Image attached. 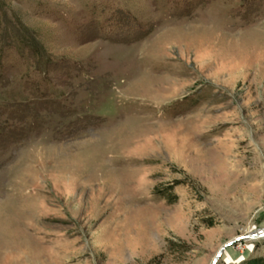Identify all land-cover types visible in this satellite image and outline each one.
<instances>
[{
	"label": "rangeland",
	"instance_id": "obj_1",
	"mask_svg": "<svg viewBox=\"0 0 264 264\" xmlns=\"http://www.w3.org/2000/svg\"><path fill=\"white\" fill-rule=\"evenodd\" d=\"M262 227L264 0H0V264H210Z\"/></svg>",
	"mask_w": 264,
	"mask_h": 264
},
{
	"label": "water",
	"instance_id": "obj_2",
	"mask_svg": "<svg viewBox=\"0 0 264 264\" xmlns=\"http://www.w3.org/2000/svg\"><path fill=\"white\" fill-rule=\"evenodd\" d=\"M258 237H264V227L256 229L255 231L250 232L248 234L236 236V237L230 239L229 241H227L226 243L222 244L218 248V250L216 251V253L212 257L210 264H215V262L221 256L224 248H226L227 246L231 245L235 241H241V240H247V239H255V238H258Z\"/></svg>",
	"mask_w": 264,
	"mask_h": 264
},
{
	"label": "trees",
	"instance_id": "obj_3",
	"mask_svg": "<svg viewBox=\"0 0 264 264\" xmlns=\"http://www.w3.org/2000/svg\"><path fill=\"white\" fill-rule=\"evenodd\" d=\"M237 264H264V260L261 257H248Z\"/></svg>",
	"mask_w": 264,
	"mask_h": 264
}]
</instances>
